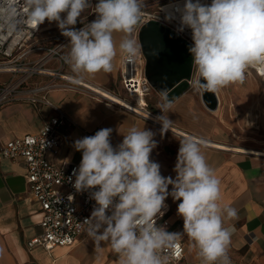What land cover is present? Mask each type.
Instances as JSON below:
<instances>
[{
  "label": "clouds",
  "instance_id": "obj_1",
  "mask_svg": "<svg viewBox=\"0 0 264 264\" xmlns=\"http://www.w3.org/2000/svg\"><path fill=\"white\" fill-rule=\"evenodd\" d=\"M14 3V0H13ZM27 22L37 28L45 20L56 22L61 35L69 39L65 62L73 73L95 74L114 70L117 46L114 33H121L119 53L134 61L140 55L134 31L141 22L143 0H25ZM165 15L168 22L178 21V30H191L196 90L216 92L236 82H243L250 67L264 65V0H183ZM167 7V6H165ZM96 18L80 29L74 26L86 10ZM9 15H14L12 5ZM62 14H64L62 16ZM83 22V21H81ZM164 103L154 119L163 135L171 130L168 113L171 101L161 89ZM111 128L74 142L82 153L78 168L73 169V187L77 193L90 191L95 206L84 223L97 245L109 242L118 254V264H169L161 250L172 248L184 234L198 249L202 264H231L228 249L234 225L224 226V219L235 220L237 210L223 208L220 180L207 163L201 147L203 140L186 137L179 140L175 178L161 174L159 163L150 159L157 141L151 130L132 127L122 142L113 147ZM71 179V178H70ZM171 186V191H169ZM95 189V190H94ZM171 196L177 215L183 220L182 232H169L158 225ZM110 213V214H109Z\"/></svg>",
  "mask_w": 264,
  "mask_h": 264
},
{
  "label": "crops",
  "instance_id": "obj_2",
  "mask_svg": "<svg viewBox=\"0 0 264 264\" xmlns=\"http://www.w3.org/2000/svg\"><path fill=\"white\" fill-rule=\"evenodd\" d=\"M44 31L43 35H48L60 30L56 22L46 20ZM122 35H113L118 53L113 61L114 70L81 76L126 95L120 78ZM195 77L196 69L193 79ZM47 79L37 76L32 81ZM193 79L183 92L170 100L168 117L177 133L168 130L163 135L160 125L124 107L108 104L87 92L52 89L48 97L66 113L69 121L62 126L59 152L48 153V159L60 166L65 163L79 165L82 153L73 146L77 139L111 128L110 140L116 147L123 140L122 134H127L130 128H144L153 131L157 141L150 159L160 164L162 175L175 178L179 140L186 137L203 140L201 151L220 180L218 203L222 208L231 206L238 213L235 220L224 219L225 227L234 225L235 228L228 249L231 264H264V79L254 71L245 72L243 82L216 91L218 105L215 109L206 105L202 90L193 88ZM148 101L150 107L161 114L159 105L164 103L161 95L153 89ZM54 115L55 111L46 104L14 102L1 107L0 145L38 132ZM26 173L23 159L11 160L0 154V264H118L119 256L109 242L101 241L97 245L87 230L71 246H57L51 250L41 245L29 247L28 240L41 232V212L40 204L27 188ZM179 202H174L171 196L165 202L172 232L183 231V220L177 215ZM181 238L186 245V258L194 264H202L193 241L186 234Z\"/></svg>",
  "mask_w": 264,
  "mask_h": 264
},
{
  "label": "built area",
  "instance_id": "obj_3",
  "mask_svg": "<svg viewBox=\"0 0 264 264\" xmlns=\"http://www.w3.org/2000/svg\"><path fill=\"white\" fill-rule=\"evenodd\" d=\"M97 2L98 0H91L93 6ZM201 2L210 4L211 0ZM175 3L182 6L183 0H175ZM10 4L15 9L11 16L8 12ZM173 6L171 0H143L142 20L134 31L140 45V55L134 61H129L122 55L120 58V78L126 93L122 95L73 73L65 62V56L70 50L69 39L61 35V31L43 35L46 20L37 28L29 24L25 0H14V3L13 0H0V74L6 76L0 80V108L14 102H31L46 104L55 111V115L38 132L13 138L0 145V154L3 157L11 160L23 159L26 162L27 188L40 204L41 232L28 240L29 247L41 245L51 250L57 246L73 245L88 229L84 221L90 217L95 206L90 191L77 193L73 187V169L79 165L65 163L60 166L48 159V153L59 152L63 140L62 126L69 121L66 113L50 100L49 91L62 88L87 92L94 98L124 107L161 126L154 119L160 114L150 107L148 101L153 87L146 76L147 61L139 40V32L145 23L157 21L193 43L190 29L180 32L178 21L168 22L164 19ZM95 18L96 15L91 9L86 10L74 27L80 29ZM250 71L264 79V65H256L246 70ZM37 76L48 79L32 81ZM95 87L107 89L132 106L105 97ZM171 131L177 133L172 127ZM181 135L184 136L183 133ZM167 210L157 220V224L172 232L171 223L166 217ZM160 254L169 258V264H194L186 258V245L181 237L174 247L165 248Z\"/></svg>",
  "mask_w": 264,
  "mask_h": 264
},
{
  "label": "water",
  "instance_id": "obj_4",
  "mask_svg": "<svg viewBox=\"0 0 264 264\" xmlns=\"http://www.w3.org/2000/svg\"><path fill=\"white\" fill-rule=\"evenodd\" d=\"M139 40L146 56V76L150 84L159 94L161 89H166L168 99L172 100L193 79L195 66L188 51L192 43L157 21H149L141 27ZM202 94L206 105L215 109L216 92L202 90Z\"/></svg>",
  "mask_w": 264,
  "mask_h": 264
},
{
  "label": "bare ground",
  "instance_id": "obj_5",
  "mask_svg": "<svg viewBox=\"0 0 264 264\" xmlns=\"http://www.w3.org/2000/svg\"><path fill=\"white\" fill-rule=\"evenodd\" d=\"M102 95H104L105 97L115 101V102H118V103H121L123 105H126V106H132L131 103H129L128 101L126 100H123L122 98H120L119 96L115 95L114 93L108 91L107 89H104V88H98V87H95Z\"/></svg>",
  "mask_w": 264,
  "mask_h": 264
},
{
  "label": "rangeland",
  "instance_id": "obj_6",
  "mask_svg": "<svg viewBox=\"0 0 264 264\" xmlns=\"http://www.w3.org/2000/svg\"><path fill=\"white\" fill-rule=\"evenodd\" d=\"M2 77H6V76L0 74V80H2V79H1ZM262 83H264V80L262 81Z\"/></svg>",
  "mask_w": 264,
  "mask_h": 264
}]
</instances>
